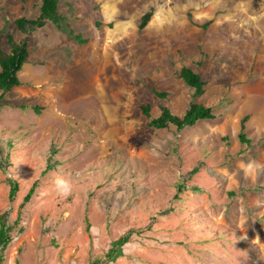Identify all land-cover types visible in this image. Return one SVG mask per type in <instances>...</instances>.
<instances>
[{
    "label": "rangeland",
    "instance_id": "rangeland-1",
    "mask_svg": "<svg viewBox=\"0 0 264 264\" xmlns=\"http://www.w3.org/2000/svg\"><path fill=\"white\" fill-rule=\"evenodd\" d=\"M39 4L0 0V46L29 45L0 95L1 264H264V0H58L65 31L23 35ZM191 103L215 119L149 126Z\"/></svg>",
    "mask_w": 264,
    "mask_h": 264
},
{
    "label": "trees",
    "instance_id": "trees-1",
    "mask_svg": "<svg viewBox=\"0 0 264 264\" xmlns=\"http://www.w3.org/2000/svg\"><path fill=\"white\" fill-rule=\"evenodd\" d=\"M24 2V0H19ZM58 0H40L38 8V16L35 19L19 18L14 21L17 29L23 34L28 35L30 32L44 28L47 24H52L58 31H65V17L59 13ZM262 6V0H253V10L258 11ZM153 11H149L142 16L139 29H143L147 26L152 18ZM69 34V33H68ZM69 36H71L69 34ZM77 42H82L79 37H73ZM84 42V41H83ZM6 49L0 46V95L4 97L6 94L16 88L22 86L19 73L29 58V45L26 38L17 40L12 35H7L5 39ZM178 78L183 80V83L190 88L194 99L200 97L205 92L206 84L192 69L183 67L178 73ZM159 98H164L165 94H157ZM181 116L173 115L166 108L161 109V114L155 119H151L149 126L155 129L167 130L175 128L176 130H183L194 127L200 122L211 121L215 119L210 108L203 106L202 104L191 103L187 110ZM142 112L145 116L149 117V110L147 107L142 108ZM246 118L242 120L241 130L238 135V139L241 143H249L245 135L242 133L244 128V122ZM10 148L7 144L2 147ZM3 150V149H2ZM4 151V150H3ZM9 154V153H8ZM8 158V156H6ZM51 159L47 158V161ZM8 159H5V162ZM48 164V163H47ZM11 190L10 200L14 197L18 190V186L13 184ZM32 190L24 198V202L27 203L32 196ZM12 228L8 227L4 217L0 219V264L2 263L3 254L8 248L10 243V232ZM125 241H120L118 246H122ZM114 253V250H111ZM91 264H99L98 261Z\"/></svg>",
    "mask_w": 264,
    "mask_h": 264
},
{
    "label": "clouds",
    "instance_id": "clouds-1",
    "mask_svg": "<svg viewBox=\"0 0 264 264\" xmlns=\"http://www.w3.org/2000/svg\"><path fill=\"white\" fill-rule=\"evenodd\" d=\"M55 188L61 196H67L71 192V184L63 178H57L55 181Z\"/></svg>",
    "mask_w": 264,
    "mask_h": 264
},
{
    "label": "bare ground",
    "instance_id": "bare-ground-1",
    "mask_svg": "<svg viewBox=\"0 0 264 264\" xmlns=\"http://www.w3.org/2000/svg\"><path fill=\"white\" fill-rule=\"evenodd\" d=\"M92 80H93V79H92ZM95 80H96V79L94 78V81H95ZM94 81H93V82H94ZM96 82H97V81H95V84H96ZM91 83H92V82H91ZM88 86H89V85H88Z\"/></svg>",
    "mask_w": 264,
    "mask_h": 264
}]
</instances>
